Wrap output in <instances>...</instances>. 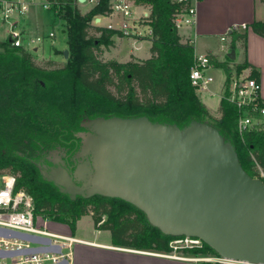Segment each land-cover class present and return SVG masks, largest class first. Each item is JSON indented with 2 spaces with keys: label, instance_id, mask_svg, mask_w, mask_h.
Wrapping results in <instances>:
<instances>
[{
  "label": "trees",
  "instance_id": "1",
  "mask_svg": "<svg viewBox=\"0 0 264 264\" xmlns=\"http://www.w3.org/2000/svg\"><path fill=\"white\" fill-rule=\"evenodd\" d=\"M60 1L64 2L60 18L66 25L68 45L63 65L47 60L48 66H39L25 48L12 47L7 40L0 42L4 52H17L9 63H0V175L15 176L14 190L23 189L32 196L35 215L67 224L75 231L77 220L89 214L94 229L107 230L115 246L169 252V242L183 236L162 233L142 210L121 198L99 194L71 198L46 174L62 166L75 167L87 119L145 116L152 122L180 128L192 121L210 124L232 144L243 170L264 181V130L253 126L240 133L242 110L228 99L233 71L239 73L249 67L250 77L258 80L259 71L246 59L230 65L229 58L218 61L210 55L212 66L225 75L220 116L215 117L190 83L194 43L183 38L173 21L187 1L135 0L150 8L151 56L126 62L99 56L101 45H113L114 35L123 36L92 23L96 15L109 14L110 0H97L85 13L77 1ZM247 26L264 37V21L254 20ZM229 36L231 49L239 42L246 51V31L233 29ZM179 251L218 256L203 241L200 248Z\"/></svg>",
  "mask_w": 264,
  "mask_h": 264
},
{
  "label": "water",
  "instance_id": "2",
  "mask_svg": "<svg viewBox=\"0 0 264 264\" xmlns=\"http://www.w3.org/2000/svg\"><path fill=\"white\" fill-rule=\"evenodd\" d=\"M83 125L87 131L75 158H87L89 182H75L83 176L81 159L72 173L54 168L47 178L63 192L121 198L164 234L198 238L231 264H264V181L243 170L216 128L199 121L180 128L145 116L95 117ZM0 235L50 242L4 228Z\"/></svg>",
  "mask_w": 264,
  "mask_h": 264
},
{
  "label": "built area",
  "instance_id": "3",
  "mask_svg": "<svg viewBox=\"0 0 264 264\" xmlns=\"http://www.w3.org/2000/svg\"><path fill=\"white\" fill-rule=\"evenodd\" d=\"M79 2L78 0H74ZM91 1L93 4L97 0ZM187 1V6L174 15V25L177 29L187 28L193 25L196 15L194 1ZM264 3V0H261ZM36 0H0V23L7 26V39L12 47H22L26 50H37L44 42L55 37V31L51 30L45 36H26L19 27L20 20L27 14L31 4ZM43 9H52L60 18V12L64 2L60 0H39ZM110 12L108 15H96L93 24L100 25V20L107 19L105 28L116 30L125 37L134 40L141 38L151 39L152 29L149 25L150 8L138 4L135 0H110ZM98 19L99 21H96ZM117 21H116V20ZM247 24H242V29H247ZM236 30V28H233ZM232 29V30H233ZM229 31L220 36V49L226 48V41ZM208 53L195 54L194 62L189 72L190 83L197 92H209V86L213 82V76L209 74V69L213 68ZM228 99L234 102L243 113L238 121V131L241 133L247 128L259 126L264 130V104L260 105L258 100L264 101L260 96V81L250 77V68H243L239 73L233 71L229 78ZM224 92V83L221 89V96ZM15 176L4 174L0 176V228L9 229L50 240L49 244L32 242L17 237H4L0 235V252H10L11 255L1 256L0 264H60L62 260L71 258V252L64 251L69 248L72 238L52 233L45 226L47 220L44 219L39 225L34 214V203L32 196L23 189L14 190ZM185 242V245L179 243ZM202 246V241L198 238L179 237L169 242L171 251L162 252L161 255L189 259L186 257L170 255L182 248H193ZM50 247H60L61 251L49 249ZM218 257V261L224 263H235ZM208 259V258H203Z\"/></svg>",
  "mask_w": 264,
  "mask_h": 264
},
{
  "label": "crops",
  "instance_id": "4",
  "mask_svg": "<svg viewBox=\"0 0 264 264\" xmlns=\"http://www.w3.org/2000/svg\"><path fill=\"white\" fill-rule=\"evenodd\" d=\"M85 2V0L84 2H78V8L83 7ZM193 3L196 9L195 20L192 26L184 28L183 33L186 34L185 38L192 39L195 54L209 53L218 61H225L229 58L230 65L240 63L246 59L250 65L259 71L260 96L264 100V37L253 32L249 26L247 29L241 28L242 24L248 25L254 20L264 21L263 1L196 0ZM96 21L99 20L96 19ZM99 22V26L104 27L107 19L102 18ZM29 25V21L25 15L20 20L19 27L26 36L34 37L29 33ZM0 26L5 28L3 39L8 41L7 26L2 23H0ZM233 28H236L239 32H247L245 52L239 42L236 44L235 49L230 48V36H228L226 41V50L220 49V36L228 31L230 32ZM64 29L63 23V31ZM200 39L203 40L204 44L200 48H197L196 41ZM42 45L43 43L37 50H33V52L41 50ZM65 48L68 49L67 42ZM239 49H242L243 53H236V50ZM61 52L63 54V51ZM215 70L221 71L222 76L221 74H215ZM209 74L213 76V82L209 86L207 95L211 97L218 95L220 100L221 89L225 80L224 72L219 68L213 67L209 69ZM206 107L210 113L213 112L208 106ZM80 219L76 222L75 231H71L67 224L49 222L54 227V229H50L49 231L73 239L69 248H64L65 252L70 250L72 253L68 264H194L191 259L166 257L161 255L162 252L115 246L107 230L95 229L92 238L79 236L77 232ZM49 224L47 221V225ZM105 232H108V234ZM96 238H101L102 240Z\"/></svg>",
  "mask_w": 264,
  "mask_h": 264
},
{
  "label": "rangeland",
  "instance_id": "5",
  "mask_svg": "<svg viewBox=\"0 0 264 264\" xmlns=\"http://www.w3.org/2000/svg\"><path fill=\"white\" fill-rule=\"evenodd\" d=\"M59 1V0H58ZM93 6V2L91 1H86L85 5L83 7H79L81 12L85 13L87 12L91 7ZM26 18L29 21V33L32 36H45L47 35L51 30L55 31V37L52 39H46L43 42L41 50L37 52H33V50H28L34 62L42 67L48 66L46 64L47 60H55L59 65H63L66 62V59L63 57V54L61 51L66 49V42H67V35H66V25L63 22L61 18H59L52 9H43L41 4L39 3V0H36L35 3L31 4L29 7V10L26 14ZM63 23L65 26V29L63 31ZM92 23L93 20H92ZM4 27L0 26V42H4L6 40L3 39L4 35ZM184 28L179 29V33L183 36L185 39L186 34L183 33ZM113 39V45L110 46H105L101 45L100 46V51H99V56L102 60H116L119 62H126L128 59L131 60H136L139 58H149L151 56L150 52V47H151V41L150 39L146 38H141L140 40H134L131 37H119L114 35L112 37ZM204 44L203 40H197L196 41V46L197 48L201 47ZM226 50V48H224ZM14 51V52H13ZM236 53H243L242 49L236 50ZM13 52V53H12ZM10 53L4 52L3 48L0 47V63L1 64H7L9 63L12 59L15 58V55L17 56L16 50H12ZM133 55V58L131 56ZM215 74H221V71H216ZM200 100L210 108L213 112L211 113L215 117L220 116L219 112V96L214 95V96H208L207 92H197ZM216 109V110H215ZM88 157H90L88 155ZM56 160H58L57 157H55ZM76 161L82 160L80 163L81 165L83 164V176L77 179L75 182L78 184H86L89 181L88 177L86 176V173H88V169L85 165V161L87 162V158H82L81 155L78 154V156L75 158ZM84 162V163H83ZM87 165H89L87 163ZM63 167V166H62ZM66 169V168H65ZM67 170V169H66ZM51 172H49L50 174ZM4 174H9V173H4ZM1 174V175H4ZM65 174V173H63ZM0 175V176H1ZM76 179V178H75ZM38 224L40 225L42 221L46 218H44L42 215H36ZM48 221V224L50 219H46ZM56 222V221H53ZM48 230L54 229V227L49 224L45 226ZM95 232L93 221L91 215H84L81 217V219L78 222V232L77 235L85 237V238H92L93 233ZM108 234V232H105ZM102 233V234H105ZM103 236V235H101ZM96 239H101V238H96ZM102 240V239H101ZM179 245H185V242L179 243ZM170 255H176V256H181V257H186L191 260L194 264H197L198 262L201 261H206V262H219L218 257L213 254H196V255H187L185 253L180 252L179 250L176 251V253H170ZM203 258H208V259H203Z\"/></svg>",
  "mask_w": 264,
  "mask_h": 264
},
{
  "label": "flooded vegetation",
  "instance_id": "6",
  "mask_svg": "<svg viewBox=\"0 0 264 264\" xmlns=\"http://www.w3.org/2000/svg\"><path fill=\"white\" fill-rule=\"evenodd\" d=\"M64 168H66L69 173H72V171L74 170V168L71 167V165H68V166H66Z\"/></svg>",
  "mask_w": 264,
  "mask_h": 264
},
{
  "label": "bare ground",
  "instance_id": "7",
  "mask_svg": "<svg viewBox=\"0 0 264 264\" xmlns=\"http://www.w3.org/2000/svg\"><path fill=\"white\" fill-rule=\"evenodd\" d=\"M227 263H229V262H227ZM231 264V263H230Z\"/></svg>",
  "mask_w": 264,
  "mask_h": 264
}]
</instances>
